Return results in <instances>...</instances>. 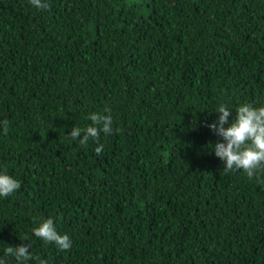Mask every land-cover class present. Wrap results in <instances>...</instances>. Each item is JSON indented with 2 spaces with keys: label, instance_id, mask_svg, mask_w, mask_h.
Segmentation results:
<instances>
[{
  "label": "trees",
  "instance_id": "16d2710c",
  "mask_svg": "<svg viewBox=\"0 0 264 264\" xmlns=\"http://www.w3.org/2000/svg\"><path fill=\"white\" fill-rule=\"evenodd\" d=\"M242 102L264 104V0H0V170L21 181L0 256L264 264V169L224 171L206 123ZM94 111L111 134L67 136ZM47 217L69 249L33 235Z\"/></svg>",
  "mask_w": 264,
  "mask_h": 264
},
{
  "label": "clouds",
  "instance_id": "9594fccd",
  "mask_svg": "<svg viewBox=\"0 0 264 264\" xmlns=\"http://www.w3.org/2000/svg\"><path fill=\"white\" fill-rule=\"evenodd\" d=\"M30 4L42 9L47 5V0H29ZM231 108L225 103H220L213 111L217 114L216 119L206 122L207 127L221 139L212 146L215 156L223 162V170H243L248 178L258 175L259 170L264 169V104L254 105L250 102H242L236 107L232 115ZM108 110L105 109V112ZM87 119L90 124L81 128L73 126L67 133L72 140L79 139L81 144L86 143L89 138H97L101 132L111 134L114 129L113 117L110 114L90 112ZM8 121L0 119V131L6 132ZM104 145L98 143L95 151L99 153ZM21 181L7 171L0 170V198L8 197L17 191ZM35 237L40 238L44 243H54L62 250H67L72 245V239L67 233H60L52 217L42 219L32 229ZM31 245L23 243L8 245L3 252L13 257L20 264H27L33 258L29 251ZM0 264H6L5 257L0 256ZM39 264H48L46 259L40 258Z\"/></svg>",
  "mask_w": 264,
  "mask_h": 264
}]
</instances>
